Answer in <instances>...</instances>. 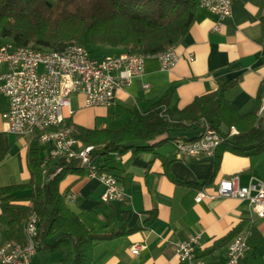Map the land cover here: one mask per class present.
<instances>
[{
    "label": "crops",
    "instance_id": "0c3cea01",
    "mask_svg": "<svg viewBox=\"0 0 264 264\" xmlns=\"http://www.w3.org/2000/svg\"><path fill=\"white\" fill-rule=\"evenodd\" d=\"M217 19L216 13L197 4L194 22L174 46L180 58L172 68L161 69L157 57L150 55L144 75L119 89L115 104L87 106L84 96L76 94L79 108L72 104L75 113L70 119L89 128H118L126 122L120 126L109 124L117 114L128 112L129 121L134 109L146 111L166 94L171 96L169 107L183 108L198 95L216 90L233 78L237 82L225 96L235 111L245 115L259 109L264 78V0H233L232 13L223 19L220 30L213 29ZM94 46L124 50L122 45ZM143 83L149 86L143 87ZM8 106V97L0 92V187L26 183L31 178L28 151L34 138L30 133L16 134L4 128L2 113ZM221 113L227 119L231 116L227 108ZM219 128L226 129V124L220 121ZM199 131L173 129L170 140L139 153L130 149L101 154L96 148L98 161L125 183L124 202L102 201L103 185L86 172L64 175L60 191L76 193L75 200L67 198L68 205L98 236L92 264H179L175 243L193 233H201L207 264H222L230 239L246 229L251 231V247L239 264H264V217L237 197L206 196L196 200L201 189L215 194L223 178L238 176L241 185L255 179L264 181V153L250 156L227 149L212 174L214 157L187 156L172 141L193 138ZM47 151V146H40L39 156L44 157ZM154 212L155 219L144 225ZM124 218L125 230L111 236L122 227ZM135 244L144 247L134 252Z\"/></svg>",
    "mask_w": 264,
    "mask_h": 264
},
{
    "label": "trees",
    "instance_id": "16d2710c",
    "mask_svg": "<svg viewBox=\"0 0 264 264\" xmlns=\"http://www.w3.org/2000/svg\"><path fill=\"white\" fill-rule=\"evenodd\" d=\"M196 8L195 0H0V38L38 49L62 50L72 43L88 47L106 44L154 54L175 46L187 34ZM236 82L237 78L227 80L183 108L169 107L171 96L163 95L146 111L134 109L131 119L118 128H89L71 119L67 124L73 126L77 138L108 154L151 150L170 140L173 129H200V133L205 119L217 128L223 121L226 129L219 128L222 140L215 150L213 174L227 149L250 156L264 153V118L258 109L239 114L225 96ZM163 105H167L165 114H161ZM222 108L231 111L230 118L223 116ZM232 125L238 133L230 134ZM40 146L34 138L28 151L30 181L0 187V202L6 203L0 211V236L24 243L26 223L36 214L41 239L38 250L60 252V264H92L98 236L68 205L66 193L59 187L66 173L86 171L78 159L62 157L56 163L62 166L61 171L45 178ZM155 217L154 212L144 225ZM125 223L126 218L111 236L122 233Z\"/></svg>",
    "mask_w": 264,
    "mask_h": 264
},
{
    "label": "built area",
    "instance_id": "2783aa9c",
    "mask_svg": "<svg viewBox=\"0 0 264 264\" xmlns=\"http://www.w3.org/2000/svg\"><path fill=\"white\" fill-rule=\"evenodd\" d=\"M233 0H197V4L217 14L213 26L220 30L222 21L232 13ZM150 55L157 57L160 67L169 70L179 60L174 46L154 54L120 51L94 53L88 46L72 43L62 50L38 49L17 45L12 40L0 42V92L8 97L9 106L2 113L4 128L12 133H30L40 145L48 147L42 157V173L47 179L58 174L62 157L75 158L87 175L97 177L103 185L101 200L124 202L127 199L125 183L111 169L98 161L96 147L77 138L67 120L73 116L71 95L81 94L87 106H112L117 92L140 79L145 73V61ZM192 60L194 57L190 55ZM149 83H143L148 87ZM163 105L161 114H165ZM258 114L264 118V78ZM238 133L236 126L230 134ZM222 140L220 129L204 120L197 137L174 138L175 148L187 156L214 157ZM51 163L53 167H51ZM231 196L248 202L259 217H264V181L255 179L247 185L239 183L238 176L223 178L215 194L201 189L196 200L204 197ZM66 198L75 200L76 193ZM39 217L33 214L25 226V242L8 238L0 240V264H31L41 239L38 235ZM251 231L239 230L227 244L226 258L222 264H239L250 249ZM201 233H193L175 243L179 264H207L202 253ZM144 247L132 246L134 252Z\"/></svg>",
    "mask_w": 264,
    "mask_h": 264
},
{
    "label": "rangeland",
    "instance_id": "374dc122",
    "mask_svg": "<svg viewBox=\"0 0 264 264\" xmlns=\"http://www.w3.org/2000/svg\"><path fill=\"white\" fill-rule=\"evenodd\" d=\"M5 41L4 39L0 38V42ZM90 49L94 53H106V52H115L112 50L102 49L100 47L90 45ZM71 101L75 108H79V103L77 102L76 94L71 95ZM110 110H112L110 108ZM128 112H124L122 115H118L115 118H111L109 124L114 126H120L128 121ZM112 117V116H110ZM5 202H0L1 210L5 207ZM3 235L0 236V240H3ZM61 253L59 252H52L48 249H41L38 250L37 253L32 257L31 264H60Z\"/></svg>",
    "mask_w": 264,
    "mask_h": 264
}]
</instances>
